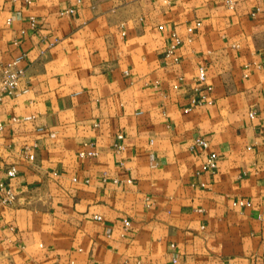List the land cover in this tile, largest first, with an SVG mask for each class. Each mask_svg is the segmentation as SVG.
<instances>
[{
  "label": "crops",
  "instance_id": "1",
  "mask_svg": "<svg viewBox=\"0 0 264 264\" xmlns=\"http://www.w3.org/2000/svg\"><path fill=\"white\" fill-rule=\"evenodd\" d=\"M75 4L0 0V76L20 55L25 69L0 102L17 197L0 190V264H264V0H81L59 16ZM197 87L212 103L186 110Z\"/></svg>",
  "mask_w": 264,
  "mask_h": 264
},
{
  "label": "built area",
  "instance_id": "2",
  "mask_svg": "<svg viewBox=\"0 0 264 264\" xmlns=\"http://www.w3.org/2000/svg\"><path fill=\"white\" fill-rule=\"evenodd\" d=\"M23 1L27 4L31 2V0H23ZM79 3H81V0H76V4H79ZM226 3L230 7L233 6V0H226ZM76 4L70 5L66 8L59 10L58 12L59 16L73 14L76 10ZM259 12H262L264 14V8L261 7L260 5H257L255 6L254 10L250 14L251 16H254ZM9 20L10 19H8V21ZM196 25H200V22H196ZM30 27L33 29L36 28V21L33 17L30 18ZM122 34L124 35L125 33L122 32ZM171 37H172V42L169 43V45L165 48V55L172 57L174 61H178L180 57L176 55V52L179 50V47L181 46L183 39L175 31H171ZM57 41L58 40L55 39L54 43ZM51 44H53V42ZM22 58H23V55H20L16 57L15 59H13L12 61L2 66L1 76H0V102L2 101V97L4 93L14 94V95L18 93L20 81L25 73V69L19 66V62L21 61ZM197 80L199 82V86L205 82L206 70L204 66L197 67ZM195 89L198 91V93L190 99V103L186 107V110H190L193 106L212 103V98L210 95L201 93V90L199 87ZM21 91L26 92L27 89L23 88ZM249 115L253 116V112H250ZM3 127H4V124L0 122V130L3 129ZM122 138H123L122 133H118L115 137L116 141L113 145V148L116 151H120L123 149V144L121 142ZM194 143L195 145L203 149H206L209 146V141L205 137H202V136L195 138ZM78 155L80 157H95L97 155V152L92 149L91 150L82 149L78 152ZM218 161H219L218 154L216 152H210L207 158L205 159V161L201 164L200 170L214 172L218 167ZM5 173L7 177L13 178L16 176L17 170L14 166H9L8 168H6ZM118 181L119 180H117L116 178L113 179L114 183H117ZM127 182H130V179H128ZM0 190H3L4 192V195L1 197L2 204H5V205L12 204L16 201L17 197L15 193L11 191L10 188H6L3 182H0ZM232 205L233 206H249L250 202H248L247 200L233 201ZM94 218L101 219L99 215H95ZM129 224L130 222L128 219L123 220L124 229H126L129 226ZM263 256H264V253H263ZM224 264H231V262L229 260H226ZM247 264H253V263L249 261Z\"/></svg>",
  "mask_w": 264,
  "mask_h": 264
}]
</instances>
